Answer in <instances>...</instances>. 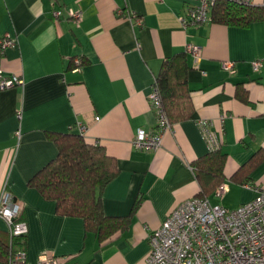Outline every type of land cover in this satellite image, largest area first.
<instances>
[{"label":"crops","instance_id":"0c3cea01","mask_svg":"<svg viewBox=\"0 0 264 264\" xmlns=\"http://www.w3.org/2000/svg\"><path fill=\"white\" fill-rule=\"evenodd\" d=\"M196 2L0 0V36L13 38L0 47V68L23 79L0 88V200L10 193L27 224L22 264H37L44 252L57 264H146L151 230L177 204L198 196L191 162L212 148L201 118L212 120L217 147L226 152L228 189L207 198H227L223 205L234 208L255 196L245 183L264 185V65L252 68L264 60V21L183 25ZM187 44L200 48L198 58ZM184 51L192 114L171 124L157 148H137L138 129L158 131L149 95L160 66ZM224 60H233V72ZM49 132H76L115 158L118 172L100 201L106 215L127 222L108 239L86 231L80 217L58 214L53 200L28 185L57 153ZM257 152L262 158L240 179L235 172ZM6 234L0 219V237Z\"/></svg>","mask_w":264,"mask_h":264},{"label":"built area","instance_id":"2783aa9c","mask_svg":"<svg viewBox=\"0 0 264 264\" xmlns=\"http://www.w3.org/2000/svg\"><path fill=\"white\" fill-rule=\"evenodd\" d=\"M213 1L197 0L188 9V17L181 19L183 25H196L208 20L209 5ZM235 1L250 3V0ZM71 15L78 17L72 11ZM12 44L13 38L7 33L0 36L1 48ZM185 50L195 58L200 55V48L196 45L187 44ZM262 65L264 60L256 59L252 68L258 70ZM222 66L229 72L234 71L233 60H224ZM21 83V76L4 74L0 68V88ZM149 100L156 113L158 131L153 133L138 129L133 139L137 148H157L163 132L171 126L161 108L155 85ZM198 123L211 149L216 148L219 142L211 128L212 120L201 118ZM244 186L252 188L255 196L234 208L200 196L187 198L177 204L160 225L148 234L146 264H264V185L245 183ZM227 189L228 184L222 181L215 188L214 195L221 198ZM20 209V204L6 192L0 200V219L5 222L10 238L22 239L27 234V224L20 218ZM25 259L23 247L11 246L7 264H22ZM58 261L44 252L37 264H57Z\"/></svg>","mask_w":264,"mask_h":264},{"label":"trees","instance_id":"16d2710c","mask_svg":"<svg viewBox=\"0 0 264 264\" xmlns=\"http://www.w3.org/2000/svg\"><path fill=\"white\" fill-rule=\"evenodd\" d=\"M208 19L235 26L264 21V0L260 4L214 0L209 5ZM188 69L187 52L174 54L163 60L154 81L161 108L170 124L190 117L193 111L187 88ZM49 136L57 146V153L28 179V185L44 198L53 200L58 214L80 217L86 231L93 232L99 241L108 239L127 222L124 217L106 215L100 201L105 185L118 172L115 158L103 145L86 141L76 132H49ZM258 154L235 173L240 176L241 172L255 167L262 158ZM225 159L226 152L216 147L192 160L200 186L198 196L206 198L222 182ZM246 178L240 176V179ZM7 239L0 237V264H7L11 246L23 247L21 238Z\"/></svg>","mask_w":264,"mask_h":264},{"label":"rangeland","instance_id":"374dc122","mask_svg":"<svg viewBox=\"0 0 264 264\" xmlns=\"http://www.w3.org/2000/svg\"><path fill=\"white\" fill-rule=\"evenodd\" d=\"M218 201H219V200H218ZM220 201H222V202L225 203V204H229V203H230V201H229L227 198H225L224 200H220ZM222 202H221V204H223ZM225 204H224V205H225ZM225 206H226V205H225ZM226 207H228V206H226ZM2 238H3L5 241H8V239H7V238H8V235H7V234H6V236H2Z\"/></svg>","mask_w":264,"mask_h":264}]
</instances>
